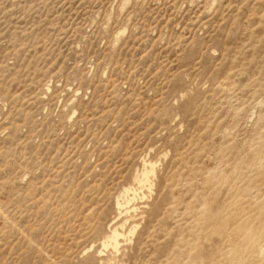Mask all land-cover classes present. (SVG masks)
Returning <instances> with one entry per match:
<instances>
[{
	"label": "rangeland",
	"instance_id": "1",
	"mask_svg": "<svg viewBox=\"0 0 264 264\" xmlns=\"http://www.w3.org/2000/svg\"><path fill=\"white\" fill-rule=\"evenodd\" d=\"M0 264H264V0H0Z\"/></svg>",
	"mask_w": 264,
	"mask_h": 264
}]
</instances>
